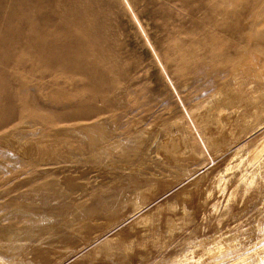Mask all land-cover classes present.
Returning <instances> with one entry per match:
<instances>
[{"label":"rangeland","instance_id":"obj_1","mask_svg":"<svg viewBox=\"0 0 264 264\" xmlns=\"http://www.w3.org/2000/svg\"><path fill=\"white\" fill-rule=\"evenodd\" d=\"M78 2L115 81L69 117L78 84L29 79L42 120L0 130V264H264V0Z\"/></svg>","mask_w":264,"mask_h":264},{"label":"bare ground","instance_id":"obj_2","mask_svg":"<svg viewBox=\"0 0 264 264\" xmlns=\"http://www.w3.org/2000/svg\"><path fill=\"white\" fill-rule=\"evenodd\" d=\"M11 1L6 13L0 14V130L16 118L42 120L38 114L35 117L28 113L37 106L39 89L43 87L38 82L30 90V78L47 77L50 93L57 92L55 85L60 82L78 84L74 95L63 96L69 117L72 110L77 111L81 105L72 102V96L86 95L91 100L103 98L115 80L110 75L113 66L106 63L110 60L103 53L107 48L100 40L96 16L81 14L78 0H62L69 6L62 14L49 11L41 14V7L46 8L44 3L50 5L52 0H33L32 6H24L21 0ZM210 1L213 5L214 0ZM124 2L131 11L126 0ZM261 8L264 10V5ZM199 9L206 13L201 5ZM253 53L264 56V36Z\"/></svg>","mask_w":264,"mask_h":264}]
</instances>
